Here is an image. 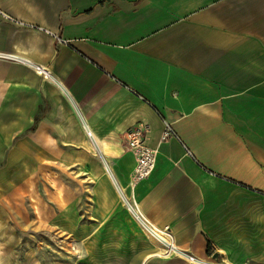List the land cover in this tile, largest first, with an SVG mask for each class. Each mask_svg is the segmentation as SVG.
<instances>
[{
    "label": "crops",
    "instance_id": "crops-1",
    "mask_svg": "<svg viewBox=\"0 0 264 264\" xmlns=\"http://www.w3.org/2000/svg\"><path fill=\"white\" fill-rule=\"evenodd\" d=\"M0 264H264V0H0Z\"/></svg>",
    "mask_w": 264,
    "mask_h": 264
},
{
    "label": "built area",
    "instance_id": "built-area-1",
    "mask_svg": "<svg viewBox=\"0 0 264 264\" xmlns=\"http://www.w3.org/2000/svg\"><path fill=\"white\" fill-rule=\"evenodd\" d=\"M35 70L42 77L47 78L49 76L48 71L42 66H36ZM145 128L136 126L127 132V150L135 154V166L132 172L133 183L140 182L153 172L155 167V150L149 148L145 144ZM173 135V131L165 124V129L162 134V140L168 139ZM168 251L173 250V246L168 245ZM189 260H193L189 258Z\"/></svg>",
    "mask_w": 264,
    "mask_h": 264
},
{
    "label": "rangeland",
    "instance_id": "rangeland-1",
    "mask_svg": "<svg viewBox=\"0 0 264 264\" xmlns=\"http://www.w3.org/2000/svg\"><path fill=\"white\" fill-rule=\"evenodd\" d=\"M40 241H41V239H40ZM47 241H49V240H47ZM42 242L45 244V242H46V239H42ZM58 244L59 245H64L65 244V242L64 241H58ZM67 244V243H66ZM54 246V245H53ZM53 256H55V257H57V258H61L62 257V254L59 252L58 254H52ZM41 256H46V255H41Z\"/></svg>",
    "mask_w": 264,
    "mask_h": 264
}]
</instances>
